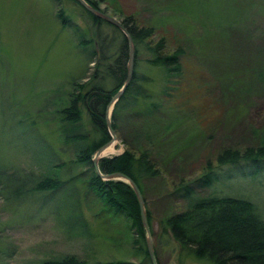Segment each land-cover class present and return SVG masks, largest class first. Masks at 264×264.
Wrapping results in <instances>:
<instances>
[{
  "label": "rangeland",
  "instance_id": "374dc122",
  "mask_svg": "<svg viewBox=\"0 0 264 264\" xmlns=\"http://www.w3.org/2000/svg\"><path fill=\"white\" fill-rule=\"evenodd\" d=\"M95 1L99 10L117 20L134 15L152 27L154 42L163 38L167 49L185 50L182 77L168 84L164 97L166 116L177 118L178 128L165 138L163 150H156L160 176L145 185L146 217L148 211L156 264H213L180 255L178 246L161 235L159 222L185 209L182 200L170 195L172 188L182 179H197L208 167L216 180L210 188L197 189V197L249 201L264 221V161L215 163L222 148L256 146L254 141L264 130V94L255 90L256 97H250L243 87L254 55L264 57V0ZM93 25L74 0H0V172L51 174L55 172L47 170L51 159L69 166L60 171L62 179L80 177L53 195L34 192L19 199L0 195V264H44L66 256L85 264H151L137 251L130 222L114 218L84 195L83 178L91 173L74 164L76 149L65 144L54 116L69 104L71 81L92 72L79 44L94 35ZM100 29L113 34L106 24ZM149 58L142 49L134 66V54L133 72L148 78L143 86L156 98L165 77ZM131 121L122 133L128 145L137 125ZM156 126L159 129L161 122ZM111 147L112 153L102 158L126 149L118 139ZM80 211L85 224L75 220Z\"/></svg>",
  "mask_w": 264,
  "mask_h": 264
},
{
  "label": "trees",
  "instance_id": "16d2710c",
  "mask_svg": "<svg viewBox=\"0 0 264 264\" xmlns=\"http://www.w3.org/2000/svg\"><path fill=\"white\" fill-rule=\"evenodd\" d=\"M85 1L99 10L95 0ZM82 9L92 18L95 29L94 35L88 41L79 44L88 64H92V72L81 81H71L70 86L73 92L69 94L71 98L69 104L57 110L54 116L60 123L65 144L76 149L74 164L87 168L91 173L87 178H83L84 195L88 198L92 197L101 210L114 218L121 217L128 220L136 237L135 245L139 244L140 249L137 247V251L148 257L146 233L133 190L121 181H103L96 175L92 164L95 152L111 140L106 127L107 109L111 99L126 81L128 44L118 28ZM118 21L127 30L134 43V66L138 64L139 52L142 49L146 50L150 54L148 63L161 68L165 83L159 92L160 95L153 98L143 86L148 83V78L139 77L137 72H133L131 82L110 112L111 129L116 138L126 145V149L111 158H101L98 161V168L103 175L124 174L136 184L145 203L146 183L160 176L159 165L154 159V157L159 158L156 150L162 151L165 138L171 137L178 128L179 120L171 118L169 114L171 119L168 120L166 116L167 101L164 97L169 89L168 84L182 77L181 60L185 50L167 49L163 38L154 42L152 39L155 36V30L150 26L142 25L134 15L124 14ZM103 24H106L113 32L112 35L101 31L100 26ZM201 48L204 47H199ZM258 57L254 55L255 64L252 63L250 75L243 81V87L247 88L246 94L250 97H256L255 90L264 94V57H262L263 60ZM110 84H113L111 90L108 89ZM130 120L137 122V125L131 131L129 138L127 137L132 142L128 145L122 138V133L127 121ZM159 122L161 126L158 129L156 124ZM263 131L261 137L254 141L256 146L249 144L244 150L233 147L222 148L215 155V163L218 166L235 165L242 160L257 165L259 161H264ZM170 148L174 146L170 144ZM159 161L161 162L160 159ZM47 166V170L55 172L51 174L44 172L39 175H34L32 172L21 176L17 171L10 175L1 171L0 195L15 196L17 199L34 192L53 195L65 185L80 179L78 175L65 180L59 176L60 171L66 167L69 169L65 162L57 160L54 162L50 159ZM15 175L17 176L15 181H8ZM215 180V173L211 167H208L206 172L197 179L192 181L182 179L172 188L170 195L182 200L185 203V209L159 222L161 235L165 236V239H171L178 246L180 255L186 257L206 259L213 264H264V221L258 215L254 204L231 197L200 198L196 196L197 189L210 188ZM76 205L80 209L79 204ZM75 214V220L85 224L81 211ZM147 223L152 232L148 211ZM44 264L85 263L75 256H66L44 262ZM92 264L127 263L112 261Z\"/></svg>",
  "mask_w": 264,
  "mask_h": 264
},
{
  "label": "water",
  "instance_id": "95a60500",
  "mask_svg": "<svg viewBox=\"0 0 264 264\" xmlns=\"http://www.w3.org/2000/svg\"><path fill=\"white\" fill-rule=\"evenodd\" d=\"M82 8H84L87 12H89L91 15L105 21L106 23L115 26L118 28L122 34L125 36L127 44H128V63H127V77L124 85L121 87V89L114 95V97L111 99L108 109H107V115H106V127L107 130L111 136V140L105 144L104 146L100 147L94 154V157L92 158V164L94 167V170L96 174L103 180V181H121L126 183L134 192L139 209H140V216H141V221L143 228L145 230L146 236H145V242H146V248L148 252V257L151 261V264H156V260L154 257V250L152 246V240L150 236V230L149 226L147 223V217H146V208H145V203L142 197V194L140 193L138 187L136 184L130 180L128 177H126L124 174L121 173H112V174H106L103 175L100 173L99 168H98V161L100 158H102L103 152L111 146L115 141H116V136L111 129V123H110V106L114 105L121 95L124 93L125 89L129 85L132 76H133V62H134V54H135V46L132 41L131 36L128 34L127 30L122 26V24L114 17L95 9L94 7L90 6L85 0H75Z\"/></svg>",
  "mask_w": 264,
  "mask_h": 264
},
{
  "label": "bare ground",
  "instance_id": "6f19581e",
  "mask_svg": "<svg viewBox=\"0 0 264 264\" xmlns=\"http://www.w3.org/2000/svg\"><path fill=\"white\" fill-rule=\"evenodd\" d=\"M111 151H112V147L109 146V147L103 152L102 155H106V154H108V153L111 152ZM111 153H112V152H111Z\"/></svg>",
  "mask_w": 264,
  "mask_h": 264
}]
</instances>
